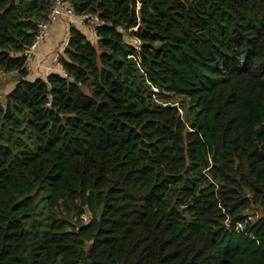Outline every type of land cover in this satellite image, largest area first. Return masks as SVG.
Wrapping results in <instances>:
<instances>
[{
	"label": "trees",
	"instance_id": "1",
	"mask_svg": "<svg viewBox=\"0 0 264 264\" xmlns=\"http://www.w3.org/2000/svg\"><path fill=\"white\" fill-rule=\"evenodd\" d=\"M63 1L30 81L52 2L0 0V264H264V0Z\"/></svg>",
	"mask_w": 264,
	"mask_h": 264
},
{
	"label": "crops",
	"instance_id": "2",
	"mask_svg": "<svg viewBox=\"0 0 264 264\" xmlns=\"http://www.w3.org/2000/svg\"><path fill=\"white\" fill-rule=\"evenodd\" d=\"M63 19V18H62ZM64 21H56L49 30L47 40L38 46L31 60V71L28 72L27 79L33 81L35 79H45L51 73L63 74L62 68L58 62H54L56 56H63V50L68 42V30L65 28ZM71 25L79 28L71 23ZM85 31L79 28L90 42L96 43V36L89 27H84ZM89 34V36H88ZM17 75L10 73L0 82V101L3 96L8 95L15 87Z\"/></svg>",
	"mask_w": 264,
	"mask_h": 264
},
{
	"label": "built area",
	"instance_id": "3",
	"mask_svg": "<svg viewBox=\"0 0 264 264\" xmlns=\"http://www.w3.org/2000/svg\"><path fill=\"white\" fill-rule=\"evenodd\" d=\"M52 7L46 14L44 21L37 24L36 33L34 35L31 45L23 52L22 56L24 58L23 68L27 71H31V60L38 46L43 44L48 38V32L51 25L59 18H66L70 23H74L79 28L94 27L98 24L96 17H76L74 11L70 5H68L63 0H51ZM93 30V28H92ZM94 32V31H93ZM129 42L134 49H137L139 42L135 39H129ZM59 56L54 58V62H58ZM6 78V75L0 73V82ZM237 230H242L240 224L236 225Z\"/></svg>",
	"mask_w": 264,
	"mask_h": 264
},
{
	"label": "rangeland",
	"instance_id": "4",
	"mask_svg": "<svg viewBox=\"0 0 264 264\" xmlns=\"http://www.w3.org/2000/svg\"><path fill=\"white\" fill-rule=\"evenodd\" d=\"M56 21H64L63 24H64L65 28H66V27L68 28V27L71 26L70 21H69L68 19H66V18H63V19H62V18H59V19H57ZM56 21H55V22H56ZM55 22H54V23H55ZM54 23H53V24H54ZM53 24H52V25H53ZM52 25H51V26H52ZM76 26H77V25H76ZM85 27H86V26H85ZM90 28H91V30H92V27H91V26L89 27V29H90ZM81 29H83V30L85 31V28H81ZM49 30H50V29H49ZM48 33H49V32H48ZM85 33H86V31H85ZM88 36H89V34H88ZM93 44H95V43L93 42ZM95 46H96V45H95ZM4 97H5V96H3L2 98H4ZM4 101H5V99H2V100H1V102H3V103H4ZM253 213H254V212H253ZM259 216H260V214H258L257 217H254V218H251V219H252V220L257 219ZM85 219H86V218H85Z\"/></svg>",
	"mask_w": 264,
	"mask_h": 264
}]
</instances>
